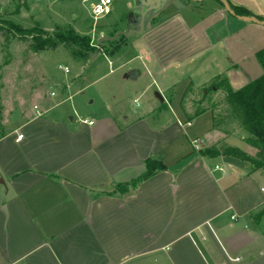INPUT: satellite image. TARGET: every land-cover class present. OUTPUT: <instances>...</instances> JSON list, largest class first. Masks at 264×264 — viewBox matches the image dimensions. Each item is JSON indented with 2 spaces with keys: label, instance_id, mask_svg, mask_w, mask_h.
Returning a JSON list of instances; mask_svg holds the SVG:
<instances>
[{
  "label": "crops",
  "instance_id": "crops-1",
  "mask_svg": "<svg viewBox=\"0 0 264 264\" xmlns=\"http://www.w3.org/2000/svg\"><path fill=\"white\" fill-rule=\"evenodd\" d=\"M180 1L108 54L122 83L104 110L86 112L80 93L69 94L0 132V264H264V215L253 217L264 190L251 165L200 153L255 155L250 134L223 136L213 108L196 115L185 102L216 77L237 90L264 74V23L231 10L264 16V0ZM135 90L137 106L147 96L138 111L126 102ZM151 156L166 169L137 181Z\"/></svg>",
  "mask_w": 264,
  "mask_h": 264
},
{
  "label": "rangeland",
  "instance_id": "rangeland-1",
  "mask_svg": "<svg viewBox=\"0 0 264 264\" xmlns=\"http://www.w3.org/2000/svg\"><path fill=\"white\" fill-rule=\"evenodd\" d=\"M95 1L0 0V25L4 27L0 30V132L16 127L27 117L31 109L35 110L34 106L49 104L50 99L56 102L71 94L80 93L83 109L86 112L104 110L105 106L101 104L102 98L106 93L108 94L110 86L115 85L116 82L122 83V80L119 78L120 72H110L111 68L115 69L117 66L115 61L110 63L116 56L108 57V52L113 47L109 42L98 44L101 37L99 31L111 23V27L114 28H109L105 36L114 35L117 27L119 31H125L127 14L132 9L128 11L129 0H112V11L95 22L91 13ZM162 18L163 12L162 14L160 12L151 18L150 24ZM4 19L26 29L35 27L36 32L43 33L66 31L71 28L79 35H87L93 49L85 54L69 45H55L36 50L38 42L36 32L25 33L24 36L15 29L9 31L10 27ZM117 39L120 41L122 37ZM127 39L125 38L124 41ZM62 67H67L69 72L66 73ZM205 89H207L206 94L202 89H195L189 93L185 101L186 105L191 107L192 112H198L205 107L213 108L215 123L221 129V135L223 132L242 135L241 131L244 128L234 112L233 104L227 99L226 92L219 89V92L213 93L210 86H206ZM52 92L55 95H52ZM139 93L140 91L135 90L125 94L128 95L126 102L131 110L138 111L147 106V96L140 98V106L134 103L133 99ZM108 99L104 102H114L112 98ZM72 103L74 100L68 99L62 102V105L68 107L73 115ZM253 172L263 191L264 172L255 170Z\"/></svg>",
  "mask_w": 264,
  "mask_h": 264
},
{
  "label": "trees",
  "instance_id": "trees-1",
  "mask_svg": "<svg viewBox=\"0 0 264 264\" xmlns=\"http://www.w3.org/2000/svg\"><path fill=\"white\" fill-rule=\"evenodd\" d=\"M231 10L236 15L254 16L259 21L264 23V16L257 15L245 7L231 5ZM4 21L10 27L8 28L9 31H11V29H15L16 31L24 34V36L25 33L28 34L36 32L35 27L26 29L8 19H4ZM3 29L4 27L0 25V30ZM35 36L38 39V42L36 43L37 46L35 47L36 50L45 49L55 45H69L78 52L85 54L93 49V45L90 43V38L87 35H79L71 28L66 31H55L51 33L38 31L35 33ZM121 37L122 39L120 41L118 39L106 41L113 46L111 51L108 52L109 54L115 53L121 45L126 42L124 41L125 37ZM258 57L264 66L263 51L258 53ZM213 89H223L226 92L227 99L233 104L234 112L240 119L242 127L250 134V136L245 139L246 143L255 149L257 153L252 155L238 147L225 146L222 148L213 147L204 149L200 152L201 155L212 157L219 155L231 156L248 162L253 171L264 170V74L237 90H233L230 87L226 78L219 76L216 77L210 85V90L213 91ZM202 111H198L196 115ZM145 166V173L142 177L137 179V181L146 180L155 173L166 169V166L162 163L160 156L149 157L145 161ZM263 215L264 206L257 211L253 217L255 220H259Z\"/></svg>",
  "mask_w": 264,
  "mask_h": 264
},
{
  "label": "water",
  "instance_id": "water-1",
  "mask_svg": "<svg viewBox=\"0 0 264 264\" xmlns=\"http://www.w3.org/2000/svg\"><path fill=\"white\" fill-rule=\"evenodd\" d=\"M169 1L176 4H181L180 0H132V11L128 16V22H131V27L125 31L116 32L112 36L101 35L98 44L102 45L106 41L116 40L120 36L130 38L134 35L143 34L146 30L147 21L158 11H160ZM137 70H132L128 73L131 78L137 77ZM156 95L163 99L159 92Z\"/></svg>",
  "mask_w": 264,
  "mask_h": 264
},
{
  "label": "built area",
  "instance_id": "built-area-1",
  "mask_svg": "<svg viewBox=\"0 0 264 264\" xmlns=\"http://www.w3.org/2000/svg\"><path fill=\"white\" fill-rule=\"evenodd\" d=\"M111 5H112V0H96L92 4L91 13H92V16H93L95 22L99 18L108 15L112 11ZM62 69L66 73L69 72V69L67 67H62ZM52 95H55V93L52 92ZM90 123H92V122H90ZM21 138H23V134H19L17 137V140H19ZM193 142L196 145V147H198V145L201 141L199 139H195ZM216 167L218 168V166H216Z\"/></svg>",
  "mask_w": 264,
  "mask_h": 264
}]
</instances>
